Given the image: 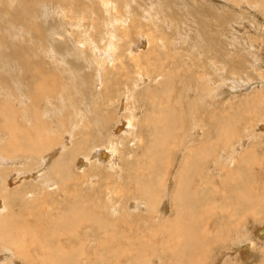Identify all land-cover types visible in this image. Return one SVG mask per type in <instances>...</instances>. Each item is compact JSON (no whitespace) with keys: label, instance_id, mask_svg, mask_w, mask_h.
<instances>
[{"label":"rangeland","instance_id":"1","mask_svg":"<svg viewBox=\"0 0 264 264\" xmlns=\"http://www.w3.org/2000/svg\"><path fill=\"white\" fill-rule=\"evenodd\" d=\"M111 1L112 5L110 4L109 9L106 10L102 0H0V38L2 39L0 41V45L3 41L12 40L13 42L15 41V45H11V50L13 49V46H17L24 53L28 52L30 54L28 56V58H30V61L27 65L23 63V66L14 68L17 65V60L14 59L15 56H13L12 58V55H10L9 52L2 53L1 51H3V48L2 46H0V78L1 80H3V78L8 77V82H5L3 86L0 84V102L4 101L5 98H8L5 104L8 103L11 105L10 116L16 127V132L14 133L16 137L21 136L20 133H17V131H24L26 129L25 125L30 124V122L28 123L26 120H24V118L29 115L30 112L37 119L40 118L41 122H39V124L45 125V133L49 134V137L53 135L57 140V143L53 142V146L44 153L42 158H39L40 153H38V151L31 152L33 153L35 158L31 159L32 165H29L28 168L27 164L28 161H30V157L26 158L22 156L21 164L16 163L14 164L15 167H13L9 163L6 164L7 168L4 171H0V211H2L1 209H4V206L8 210L22 211V206H25L24 203L29 204L31 202V199H34V201L37 200L38 202V197H41V202L39 201V203L41 204L44 194L40 190H48L47 188H42L41 186L43 184L45 187L47 183H50V188H52L50 189V191L53 190L54 192L48 193V195H53V198H51V200L58 199V202H61L60 200L64 199L67 193L62 192L61 194H59V179H57L56 176L52 175L51 166H54V162L58 159L64 161L68 158V156L63 155L60 152L57 153V148L60 149L61 145L63 146V144H67L66 139L68 136H70L69 139H73L74 141L79 139L80 135H76L75 133L77 131H82V129H85V127L83 125L81 127V125L79 124H67L65 125L66 128L65 126L59 127L58 122L61 121L62 117H66L68 113L70 115H73L75 112L72 111L75 107H78V109L85 112L88 108L87 104H84L86 101H88L91 106V100L93 99L101 100V102H105L106 104L108 101V105H110V108H108L106 104H103L102 106L100 105L99 107H97V110L92 112V114L89 112L90 114H88V116L91 117V115H96L102 117L101 115H105L109 117V121H103V126L99 127L101 130L99 131L103 135H105L107 139L111 138V140L115 144L114 146L118 147V151L116 152V159L119 165L117 166L118 169H115L116 172L112 171V168L107 165L106 162L100 164L98 163L99 165H96L97 161H93L94 157H92V159L90 157L91 161H93V164L90 167L92 171L89 167L88 169H86V173L91 174L89 178L85 177L87 184H82V175L80 174V172H78L76 180L74 181V178L72 179L77 187L72 188L70 189V191H68L82 197L81 199L84 204L83 208L93 211L95 217L101 225V230H96L95 234L98 235V237H101L102 232H105V230L109 229V227L103 225V222H107L112 229L114 227H118V231H116L118 233L128 231L131 236L134 237L138 235L139 232H145V236L141 239V241L146 243L145 245L148 246V249L141 248L140 250L138 249L141 247L140 245H135V247L133 245L132 247L136 248V250L131 248L130 256L132 255L131 258L133 257L135 259L136 257V259L134 260L132 258L134 261L127 264H140L139 262L144 259L145 254H149L148 257L153 260V264H161V261H165L167 263V258L165 257L168 250L166 251V249L163 248V245L167 243L168 247H170V241L161 239V230L159 231L160 234L156 236L157 238L155 237V235L158 232L157 230H159L158 227L163 228L166 225L165 223L167 222L165 218L168 216L172 218L174 216V208L170 202V195L172 194V190L175 189V185L171 186V192L167 190L170 193L165 190L168 186V183L173 182L175 184V182L172 181V171L174 170L173 167L177 166L175 169L177 173L179 166L183 163L181 162L183 157L180 158L178 156L179 150L181 149V140L183 141L182 144L184 145L190 144L192 142L196 143L195 145H197V143L201 144L202 142H208L209 145L207 146H210L211 144H213L214 148H217L219 146L218 153L219 157L222 160L220 158L216 159V157L213 158V156L210 157L209 163L203 166V168L205 169L206 167V169L204 170L203 177L201 176L200 178H204V181L205 179L210 178L209 186L213 185L214 187H211V199L202 205L203 211L201 212L200 223L202 224V226H205L207 222H209V224H212L211 230H209L210 228L208 229L212 233L217 231L218 229H224V226H227L228 230L226 231V235L230 240L232 239V241H229V239L227 241L221 240L220 242L222 243L220 244L223 245H215L216 249L214 248L213 252H211L212 254H216H213L214 256L211 255L210 257L207 252L205 259H212H210L208 264H211V262L212 264H214V262L216 263L217 261H223L222 264H261L263 260L262 258H264V237H261V241L258 240L256 245H254L253 243L252 246H249L251 254L248 258H245L244 261H242V256H244L242 254L244 253L245 244H248L249 235L247 238H245L246 240L244 241V238L241 240H237L236 237H238L239 234L240 237L246 235L245 228L248 220L249 222L247 223V225H249L251 228L253 227V229H258L259 227L264 226V207L263 213L258 214L257 216L252 215L251 213H247L246 221V219H243L241 216L239 217L240 214H238L235 210V207L232 206L235 205V203L233 204L232 201L236 198V196L241 197L243 195V188L247 182L252 183L250 185L252 190L251 192H253L254 194L257 193L256 197L258 196L264 198V111L259 112V109L256 112V109H254L253 107L251 108L249 105L244 106L247 102L246 100L251 98V96L254 98L255 96L264 94V65H260L261 61H256L257 59L262 58V55L260 53L264 51V43H261L262 49L260 47L262 52L258 51L257 46V44H260V42L263 40L262 38L264 37L262 34L264 33V30H262L264 28V18L262 19V17H264V0H242L240 1L241 3L237 2L235 5L232 3L234 0H211L212 2L209 0ZM222 1L226 3L230 1L228 2V4L233 5V7L236 9L233 10L230 6H227V8H223L224 3H222ZM247 1L249 2L248 4ZM217 2H219L220 5ZM27 8H31L30 11L32 13L30 14V17H27L25 15V11ZM80 13L83 14V17H79ZM243 14L244 16L250 15L249 17H253V21L251 23H248V20L246 19L242 22V19L240 18L243 17ZM230 16L233 17V19L230 22L226 21L224 26L222 27L221 20L224 17ZM109 20H113V23L119 30L127 33L126 36L124 35L121 39L116 37V40H119L118 46L120 47V49L118 48L117 51H121L123 54V67L127 66L130 68L129 72L127 73L125 68H121V61L119 59L114 58L115 67H111L110 64H106V62L104 63V61L106 60L105 57L110 56V54L108 55L104 53V48L107 47V39L109 38L107 29L109 30V28H111V25L108 24ZM153 23L157 25H152ZM157 26L161 28V30L156 28L155 32L152 35H149V33H151L152 31L147 29L149 27ZM220 28L222 29V31ZM3 29H5L6 32H1ZM162 32L166 34L165 40H163L164 37L158 39ZM116 33L120 36L119 32ZM11 35L13 36L9 38ZM149 36L151 37L152 41L158 40L156 44H153V49L157 51L158 54H156L158 57L161 56V58H163L164 62L162 64L163 68L161 70L162 76L158 77V79L150 78L151 73H148V63L146 61V58L151 55L150 53H148L151 47V45L147 43V39H149ZM154 36H156V38H154ZM144 39L146 44L145 48H143L144 45H142L141 47V44L144 43ZM163 41L168 42L169 45H162ZM211 42L215 44L216 50L218 51L220 49L221 52H217L213 56V58L212 56L209 57V54H205L207 57H209L208 59H210V61L212 60L211 62L209 61V63H206L204 62V59H199L203 58V56L200 57L199 53H197V50L198 52H207L208 47L211 45ZM204 43L207 44L205 45ZM242 44L243 46H241ZM60 45L63 47L62 51L58 50ZM95 47L99 50L97 54L102 55V57L96 56L94 50ZM134 47L139 48V60L141 62L145 61V71L147 70V74H144L143 80L135 79L137 76V73L134 71L135 60L129 56V51ZM180 47H183L184 49L179 50ZM28 48H32V50L27 51ZM162 48H164L166 52L162 50ZM221 53L224 54L221 55L222 57L219 55ZM181 54L186 55V60L184 58H180ZM236 54L239 56H237ZM173 56L174 58H176V61L174 60ZM232 56L234 58H232ZM191 57L196 58V60L199 59L198 62L203 61V65L204 67H206L205 70L202 69V67H198L197 65L196 67L195 65H191V67H195L191 68L189 67V65L184 64L185 61L188 62ZM98 58L100 61H98ZM178 61L181 62L179 63ZM26 67L35 69L34 71H32L35 77L33 84H31L30 81L31 77H28L29 73ZM116 67H119L121 69H115ZM106 68L108 70H105L104 72L103 70ZM199 68L202 70H200ZM110 69H112V73H117L115 79L112 78V76L115 75L110 72ZM188 69L191 71H189ZM15 72L16 76L12 75ZM258 72L260 73V78ZM206 73H208V75H206ZM153 75H155V73ZM165 76L168 77L167 79H170V76L173 77L172 90L174 89V92H171L168 101L170 102V104L177 107L176 109L179 110L181 118H183V125L181 131L179 130L178 133V137L181 140L179 141L178 139H176L175 143H177V145L172 148L171 153L172 167L168 168L170 174L172 173L170 175L171 179H169L168 182H164L162 185V195L165 193V197H169L167 198L166 205L170 212L167 211L166 213H163L161 207L159 208V205L157 206V209H155L147 203L142 205V207H145V212L142 214L144 210L142 211V209H138V206H133L132 208V202L136 203V200L143 199L136 191H134L132 184H129L126 181L128 179V175H126V167L128 166L130 161L136 160V154L140 156L142 153L141 145L143 143L140 142V138H143L145 140L148 138V130L143 121L145 119L146 122V117L149 113H151L152 109L150 108V106L146 105V103H148L149 101L148 95L146 93L152 87L158 85V82L163 80ZM249 79H254L256 82L247 89V92H245V85L247 84ZM107 80H110L111 82H107ZM134 80L139 81L136 83H139L140 86H137L136 89L130 91L129 88H132L133 85L136 84L135 83L132 85V82ZM102 81L103 84L101 83ZM205 82L206 84H212H209V90L202 88L201 85L203 83L205 84ZM105 84L106 87L103 86ZM145 84H149V88H146ZM219 87L221 90L219 89ZM105 89H107L106 94ZM223 89H226L228 93H224V95L221 94V91ZM144 90L145 93H143ZM217 92L220 94H217ZM235 92H237V94H235ZM32 93L44 94L42 100V103L44 105L41 107V103V105L36 109L37 111H33L34 107L30 106V103L32 102L31 99L33 98ZM145 94L147 95V97H145ZM41 96L42 95L38 96V100L36 101L35 105L39 103ZM122 99H124V104L121 103ZM165 99H167L166 96L164 97V100ZM57 104H60V107H57L60 111L59 113H57L56 110H52L54 109L53 106L56 107ZM123 106L125 107V109ZM230 106L232 108H230ZM15 108L16 110H18V112L15 110ZM131 109L138 110V112L134 114L133 120L131 122L132 127L128 130V132L117 131L119 132H116L118 134L117 136H114L115 134L112 135L113 132L116 131V128L118 126H121L124 122L127 121V119L130 118ZM243 109H246V111L244 110L243 112ZM248 109L254 110L249 111ZM35 112L37 113V115ZM177 115L179 116V114ZM202 115L204 117H202ZM31 119L32 123L38 125V123H35L33 121L34 118L31 117ZM72 119L74 122L77 121L76 117L72 116ZM8 121L9 120H6L4 117L0 118V150L5 153H7L10 149V146L7 143L9 141V130L1 128H3L2 124H6ZM142 123L145 125V127L144 125H142ZM108 125L110 126V132L108 131V129H102L107 128ZM125 126L126 123L124 124V127ZM231 126L234 128V130L236 129V131L232 129L233 133L231 130ZM67 127H72V129ZM224 127L229 130L230 133L228 134H232L230 135L232 141L230 140L231 142L229 141V143L224 145L222 144L223 140H221L217 146L218 139L216 138V136H218L221 129L222 131L224 130ZM96 128H98V124L96 125ZM183 128L184 131H182ZM195 128L202 129L203 133L205 134H203L200 138H197V140H192L191 142L190 132ZM47 131H49V133ZM233 134H236L239 139L236 135L233 136ZM208 135L210 137H207ZM33 137L36 136L32 135L30 138L32 139ZM234 138L235 140H233ZM187 139L188 143L186 142ZM244 141H247L246 145ZM242 144L244 145L242 146ZM93 145L94 144L89 145V148H91ZM226 145H229V147H227ZM101 146L105 145L101 144ZM250 149H252L253 151L256 150L255 152H257L258 154H256L257 162L255 160H252V168H250L249 170L248 165L245 166L240 157H242V155L244 156V153L248 152ZM240 150H242L243 154H241ZM63 151L66 152V149L63 148ZM222 153H226V155H222ZM26 154L30 153L23 152V155ZM81 156H84V153L78 155L77 159ZM49 157H51V160L49 161L48 166L44 168L42 164L45 163L49 159ZM137 160L140 161L141 159L137 157ZM178 160L179 162H177ZM10 161L11 159L8 160V162ZM175 162H177L178 164ZM236 163H239L238 169ZM242 163L243 166L240 167ZM93 165L95 168L93 167ZM218 165L219 167L220 165H222V169H218ZM244 166L246 167L245 170L242 168ZM96 168L100 169V171H97ZM231 168H233V170ZM214 169H216L215 172ZM235 171H237V173ZM243 171H247L248 175H250L252 171L254 173H252V175L250 176H244V173L246 174V172ZM228 173L230 174V178L228 177ZM114 178L115 182H112ZM231 178L233 180H231ZM197 179L198 183H203L201 179ZM228 179L230 181L227 182ZM237 179L239 180V182H237ZM211 182L218 183L213 184ZM255 182L256 184L259 182V184H257L259 186H256ZM105 183H110L109 186H107L108 190L116 187L114 190L116 191V194L118 190L121 191L119 194L122 195H125L126 193L130 195L129 191L131 189L133 192L128 199L125 196L121 199H118L115 196H110L111 194L109 193L105 194V192L108 191L102 187V185H105ZM234 183L242 185H238L240 186L239 188L237 184L235 186ZM25 184H28V186ZM253 185H255L256 188H254ZM229 186L233 190L232 191L230 190V188H228L230 190V193L228 192L229 190L226 189V187ZM217 188L218 190L214 191ZM198 189L199 191L201 190L200 188ZM99 190H103V196L96 198V201L92 203L93 198L96 196L95 192H98ZM219 190L222 191H220V194H218ZM224 192L232 195L231 200H228L229 202L226 200V195ZM55 193L58 196H56ZM216 194H218L219 197ZM36 195L37 198L33 197ZM220 196L223 197V200ZM212 199L215 201H212L211 203ZM216 199H218V201ZM48 200L51 201L49 198ZM225 200L227 201V203ZM144 201L146 202V200ZM222 202L226 209L221 207ZM112 203H114V205L119 210V215H113L112 217H109L108 212H111L110 207ZM229 204L232 205L230 206ZM244 204L245 206H248L246 205V199L244 201ZM32 206L35 207V205ZM118 206L120 208L122 207L123 209H120ZM55 207H60V205H56L52 202L49 211L55 213ZM207 207H210V213ZM220 207L222 209H220ZM128 208H130L129 210L134 211L133 214H135L130 219L125 218L122 213L123 210L125 211ZM154 210H156L157 212ZM223 210L225 211L221 212ZM229 211L232 219H230ZM219 212L222 214H220ZM125 213L132 215V213L128 212V210ZM225 213H228L226 217H224L225 215H223ZM236 215L238 217H236ZM208 216L212 217L208 218ZM226 218L228 219V222H226ZM235 218H239L238 220H240L242 224H238V220ZM25 219L27 220L29 218H24V220ZM125 222H127L126 226L124 224ZM243 222L245 224H243ZM220 223H222L224 226L222 224L220 225ZM237 224L240 225V227ZM44 228L45 227L41 226L40 230ZM82 228V226L79 228L80 231H85V229ZM155 228L158 229L156 230ZM154 230H156V232H154ZM232 233L238 234L237 236H234ZM37 237H40L41 239V236ZM33 245H35V249ZM33 245L31 246L32 248H30L32 251L36 250L38 244L37 246L36 243H34ZM96 247L97 246L95 245L92 249L94 250ZM161 249L163 251H166L165 253L163 252V254H165V257H162L161 251V253L159 252V250ZM219 250L222 253L221 255L218 253ZM217 258L218 260H216ZM105 261L108 263H112V261H114L112 260V255H105L102 262L106 264ZM33 262L30 261V264H42V260L40 259V257L33 260ZM120 262L122 264H125L123 256L120 257ZM81 264L95 263L93 261L84 259Z\"/></svg>","mask_w":264,"mask_h":264},{"label":"bare ground","instance_id":"2","mask_svg":"<svg viewBox=\"0 0 264 264\" xmlns=\"http://www.w3.org/2000/svg\"><path fill=\"white\" fill-rule=\"evenodd\" d=\"M31 1H36V0H31ZM102 1H103V5H104L105 9L108 10L110 4L112 5V1L111 0H102ZM209 1H211V0H209ZM230 1H228V2H230ZM240 1H242V0H234L232 3L235 5L237 2H240ZM228 2L226 3V2L222 1V3H224L223 4L224 7L223 6L222 7L227 8V6H230V7H232L231 9L235 10L236 8H234L233 5H231V4L229 5ZM217 3L219 4V2H217ZM248 3L249 2L247 1V4ZM30 4H32V3H30ZM129 4H131V3H129ZM263 8H264V6H263ZM30 9L31 8H27L25 11V15L27 17H30V14L32 13L30 11ZM258 9H256V10H258ZM244 11H245V9H244ZM18 14H19V12H18ZM119 16H120V12H119ZM247 16L246 15L244 16V14H243V17H241L240 19H242V22L247 19L248 23H251L253 21V17H249V16L247 17ZM79 17H83V14L80 13ZM263 18L264 17H262V19ZM232 19H233V17H231V16L230 17H224L221 20V26L223 27L226 21L230 22ZM214 21H215V19H214ZM108 24L111 25V28H109V30L107 29V32L109 33V38L107 39L108 45H107V47L104 48L105 50L104 49L103 50H104L105 54H108V55L110 54V56L105 57L106 60L104 59L105 60L104 63L106 62V64H110L111 67H115L114 58L119 59L121 61V68H125L126 73H127V72H129L130 68L127 66L123 67V64H124L122 62L123 54L121 51H117V49L118 48L120 49V47L118 46L119 40H116V37L121 39L124 35L126 36L127 33L119 30L117 28V26H115V24L113 23V20H109ZM263 24H264V21H263ZM152 25H157V24L153 23ZM156 28L161 30V28H159L158 26L157 27H149L147 30L152 31L151 33H149V35H152L155 32ZM262 30H264V28ZM221 31H222V29H221ZM1 32H6V30L3 29ZM116 32H119L120 36ZM262 34L264 36V33H262ZM13 35H11L9 38H11ZM221 35H223V34H221ZM162 37H164L163 40H165L166 34L163 32L158 37V39H160ZM154 38H156V36H154ZM262 39L263 40L260 42V44H257L258 51H260V52H262L261 43H264L263 42L264 37ZM1 40L2 39L0 38V41ZM16 40H18V39H16ZM157 41H155V40L152 41L150 36H149V39H147V43H149V45H151L149 52H148L151 55L148 58H146V61L148 63L147 68H148V73H151L150 78H155V79H158V77L162 76L161 70L163 68L162 64L164 63L163 58H161V56L158 57L157 51H155L153 49V44H156ZM14 42L12 40L11 41L10 40L3 41L2 44L0 45L3 48V51H1V52L2 53L9 52L10 55H12V58H13V56H15L14 59L17 60V65L14 68H17L19 66H23V63H25L27 65L28 62L30 61V58H28V56L30 54L28 52L24 53L17 46H15V47L13 46V49L11 50L10 47L13 44L15 45ZM204 44L206 45L207 43H204ZM142 45H144L143 48L146 47L145 46L146 45L145 39H144V43L141 44V47H142ZM162 45L167 46V45H169V43L163 41ZM241 46H243V44ZM219 47H220V45H219ZM260 47H261V49H260ZM164 48H162V50H164L166 52V50ZM183 49H184L183 47H180L179 50H183ZM238 49H240V48H238ZM28 50H32V48H28L27 51ZM58 50L62 51L63 47L60 45ZM94 50H95L97 57L98 56L102 57V55L97 54L99 52V50L96 49V47ZM168 50H169V48H168ZM219 51H220V49L217 51L215 48V44L213 42H211V45L208 47L207 52L206 51H203V52L199 51L198 52V50H197V53H199L200 57L203 56V58H199V59H201V60L204 59L205 60L204 62L209 63L210 59H208V58L211 56L213 58V56ZM181 52H183V51H181ZM200 53L203 55H201ZM236 53H237V51H236ZM205 54H209V57H207ZM260 54L262 55V58H259L256 61L257 62L261 61L260 65H264V64H262V63H264V56H263L264 51ZM219 55L221 56L224 54L221 53ZM129 56L135 60L134 71L137 73V76L135 79L136 80H143V76L147 70L145 71V67H146L145 61L141 62L139 60L140 59L139 48H137V47L132 48V50L129 51ZM187 56H189V55H187ZM237 56H239V55H237ZM173 58H174V56H173ZM180 58H184L186 60V55L181 54ZM232 58H234V57L232 56ZM175 59L176 58H174V60ZM199 59L196 60V58L191 57L189 59V61L188 62L185 61L184 64L189 65V67H191V65H195V67H196V65H197L198 67H202V69L205 70L206 67H204V65H203L204 62L203 61L198 62ZM223 59H225V58H223ZM98 61H100L99 58H98ZM173 61H171V62H173ZM244 61H246V60H244ZM178 62L180 63L181 61H178ZM250 62H252V61H250ZM236 64H237V61H236ZM242 66H244V65H242ZM251 66H252V64H251ZM193 67H191V68H193ZM261 67H263V66H261ZM26 68H27L28 73H29L28 77L29 78L31 77L30 78L31 84H33L35 77H34L32 71H34L35 69L29 68V67H26ZM121 68L116 67L115 69L119 70ZM258 68H260V67H258ZM101 69H100V71H101ZM202 69H200V70H202ZM246 69H248V68H246ZM105 70L107 71L108 69L106 68L103 71L105 72ZM240 70H243V69H240ZM189 71H191V70H189ZM110 72L112 73V69H110ZM263 72H264V70H263ZM154 73H155V75H153ZM112 74L115 75V76H112V78L115 79L117 73H115V74L112 73ZM258 74H259V78H260V73L258 72ZM12 75L16 76V72L13 73ZM206 75H208V73H206ZM88 78H90V77H88ZM167 78L168 77L165 76L164 77L165 80L163 79V80L159 81L158 85L152 87L146 93L148 95V99H149V101H148V103H146V105L150 106V108L152 109L151 113H149L146 117V122H145V119L143 121V123L146 125V128L148 130L147 131L148 138L146 140L143 138H140V142L143 143L141 145V148H142L141 149L142 150L141 155L138 156L136 154V156H135L136 160L130 161L128 166L126 165L127 166L126 167V175H128V179L126 181L129 184H132L134 191H136L142 197L143 200H136V203L132 202L131 205H132V208H133V206H138L139 207L138 209H142V211L144 210L142 212V214L145 212V207L144 206L142 207V205L147 204V203H148V205L152 206V208H155V209H157V206L159 205V208L161 207V210L163 211V213H166L167 211L170 212L169 209L167 208V205H166L167 198H169V197L167 196V198H166L165 193L162 195V185L164 182H168L169 179H171L170 175L173 173L172 174L173 175L172 181H174L175 184L173 182L168 183V186H167L165 191L169 190L171 192V190H170L171 186L175 185V189L172 190V194L170 195V198H171L170 202L174 208V212H173L174 216L172 218L169 216L166 217L165 218V220L167 222V223H165L166 225L163 228L158 227L159 230H157L158 228L157 229L155 228L158 232L156 233V235L154 234L156 237L158 234H160L159 231L161 230V235H162L161 239L165 240V241H170V247H168L167 243H165V244L163 243L164 244L163 248H165L166 251L168 250V252L163 251L162 249L159 250V252L160 251L162 252V253L160 252L162 254V257L165 255V254H163V252L164 253L166 252V257L165 256L164 257L167 258V263L165 261L164 262L161 261V264H208V262L210 261L211 258L208 260L205 259L207 252H208L210 257H211V255L214 256L213 254H216V253L212 254L211 252H213L215 245H219L220 243H222V242H220L221 240L227 241L229 239L226 235V233H227L226 231L228 230V227L227 226L225 227L222 224L223 223L222 222V223H220V225L222 224L224 226V229H218L217 231L212 233L211 231H209V230H211L212 224H209V222H207V224H205V226H202V224L200 223V216H201V212L203 211L202 205L211 199V196H212L211 195V190H212L211 187L213 186L212 184H210L212 186H209V179L210 178L205 179V181H204L203 180L204 178L201 179L200 177L201 176L203 177L204 170L206 169V167L204 169L203 166H205V164L209 163L210 157L214 156L213 158H215V157H216V159L220 158L219 153H218L219 152L218 151L219 142L221 140H223L222 144H224V145L229 143L230 140L232 141L231 136H230L232 134H228L230 132L225 127H224L223 131L221 129L220 133L218 134V136H220V137L216 136V138L218 139L217 140L218 141L217 142V146H218L217 148H214L213 144H211L210 146H207V145H209L208 142H202L201 144L197 143V145H195L196 143L192 142V140H197V138H200L203 134H205V133H203L202 129L195 128V129H192L190 132V139H191L192 143H190V144L185 143L186 145L182 144L183 141L178 137V133H179V130L181 131V128H182L183 118H181V114H180L179 110L176 109L177 107L170 104V102L168 101L169 97L171 95V92L174 89L172 90V86H173L172 85V82H173L172 78L173 77L170 76L169 77L170 79H167ZM206 78H207V76H206ZM7 79H8V77L3 78V80H1V78H0V81H1L0 84L3 86L5 82H8ZM136 80H134L132 82V85L135 84L136 82H139ZM107 82H111V81L107 80ZM107 82H106V84H107ZM255 82L256 81L254 79H249V81L245 85V89H246L245 92H247V89L250 86H252V84ZM101 83L103 84V81ZM106 84L103 86L106 87ZM209 84L210 83L206 84V82H205V84L203 83L201 86H202V88L209 90L210 89ZM145 85H146V88H149V86H150L149 84H145ZM210 85H212V84H210ZM137 86H140L139 83H136L135 85H133L132 88H129L130 91H133L134 89H136ZM2 89H3V87H2ZM219 89H220V87H219ZM106 91H107V89H105V94H106ZM143 93H145V90ZM224 93H228V91L226 89L225 90L223 89L221 91V94L224 95ZM146 94H145V97H147ZM204 94H205V92H204ZM217 94H220V93L217 92ZM235 94H237V92H235ZM243 94H244V92H243ZM40 95H42L40 97V101L37 105H35L36 101L38 100V96H40ZM127 95H128V93H127ZM43 96H44V94L32 93L33 98L31 99L32 102L30 103V106L34 107L33 111H37L36 109L41 105L42 100H43ZM165 96L167 97V99H165L166 101L164 100ZM108 98H110V97H108ZM7 100H8V98H5L4 101L0 102V106H1L0 118L4 117L6 120H9L6 124L5 123L2 124L3 128H1V129H8L9 130V136H8L9 141L7 143L10 146V149L7 153L0 150L1 151V153H0V171H4L7 168L6 164L10 163L11 166H13V167H15L14 164H16V163L21 164V159H22L21 157L22 156L26 157V158L30 157V161H28V164H27V168H28L29 165H32L31 159L35 158V156L31 152L38 151V153H40L39 158H42L44 153L49 148H51L53 146L52 143L53 142L57 143V140L55 139V137L53 135H51V137H49L48 136L49 134L45 133V130H46V129L44 130L45 125L39 124V122H41L40 118L37 119L30 112H29V115H27L28 117L26 116L24 118V120H26L28 123L30 122V124L25 125L26 129L24 131H17V133H20L21 136L16 137L14 135V133L16 132V127H15L13 120L10 116L11 105L8 103L5 104V102ZM91 101H92L91 103H92L93 107L90 105V103H88V101H86L84 104H87L88 108L86 109L85 112L78 109V107H75L72 111V112H75L73 115H70L68 113L66 117H62L61 121L58 122L59 127H64L67 124H70V125L79 124V125H81V127H82V125L85 127V129L83 128L82 131H77L75 133L76 135H80L79 139L74 141L73 139H69L70 136H68L66 139L67 144H63V146L61 145L60 149L57 148V150H56L57 153L60 152L63 155L68 156V158L64 161L58 159L54 162V164H53L54 166H51L52 175L56 176V178L59 179V181H58L59 182V184H58L59 185V192H60L59 194H61L62 192L67 193V195H65L64 199L60 200L61 202H58V199L51 200V198H53V195H48V193L53 192V190L50 191V189H52V188H50V185H49L50 183H47L45 185V187L43 184L41 186L42 188L48 189V190H43L41 188L42 190H40L44 194V196L42 197V203L41 204L39 203L41 197H38V200H39L38 202H37V200L34 201V199H31V202L29 204L24 203L25 206H22L23 207L22 211L8 210L5 206H4V209H1L2 211H0V264H30V261L33 262V260L38 259V257H40V259L42 260V264H81V262L84 259H86L88 261H93L95 264H104L102 262V260L104 259L105 255H109V254L112 255V260H114V261H112V263H108L105 261L106 264H122L120 262V257H122V256L124 257V261H125L124 263L127 264L129 262H133L136 259V257H135V259L132 257L134 259L133 260L131 258L132 255L130 256L131 248L136 250V248H134L135 245H140L141 246L140 248H138L136 246L140 250H141V248L142 249H145V248L148 249V246L145 245L146 243L141 241V239L144 238V236H145V232H141V233L139 232L138 235H136L135 237L131 236V234L128 231H125L123 233H118V232H116V231H118V227H114L112 229L111 226H109V224L107 222H103V225L106 227H109V229L105 230V232H102L101 237H98V235H96L95 232H96V230H101V225L98 222L97 218L95 217L93 211L83 208L84 204H83L82 199H81L82 197L75 195L72 192H68V191H70V189L77 187V185L75 184V182H73L72 179L74 178V181L76 180L78 172H80V174L82 175V184L83 185L87 184L85 177L89 178L91 176V174H87L86 169H88V167L89 168L91 167V165L93 164V161H95V160L97 161L96 165H99L100 163L106 162V164L112 168V171H115V169H118L117 166H119L118 161L116 159L117 158L116 152L118 151V147L114 146L115 144L113 143L111 138L107 139L105 137V135H103L100 132L101 130L99 128L100 126H103V121H105V122L109 121V117L105 116V115L104 116L101 115L102 117H99L96 115L95 116L91 115V117L88 116V114H90V113L92 114L93 111L97 110V107H99L100 105L102 106L103 104H106V103L101 102V100H98V99H93ZM123 101H124V99L121 100L122 104H124ZM246 101H247L246 103L244 102L245 103L244 106L249 105L251 108L253 107L254 109H256V112L259 109H260L259 112L264 111V94H260L259 96H255L254 98L251 96V98L247 99ZM81 103H83V102H81ZM43 105L44 104L42 103L41 107ZM106 106L108 108H110V105H108V101H107ZM57 107H60V104H57L56 107L53 106L54 109H52V110H56L57 113H59L60 111ZM230 108H232V107L230 106ZM124 109H125V107H124ZM246 109H243L242 111L244 112V110L246 111ZM15 110H16V108H15ZM251 110H249V111H251ZM16 111L18 112V110H16ZM130 112H131L130 118L127 119V121L124 122L121 126H118L116 128V131L113 132L112 135L115 134L114 136H117L118 135L117 133H119L117 131L128 132V130L132 127L131 122L133 120L134 114L137 113L138 110L137 109H131ZM177 114H179V116ZM36 115H37V113H36ZM253 115H254V113H253ZM30 116L32 118H34L33 121L35 123H38V125L32 123V119ZM72 116L76 117V119H77L76 122L73 121ZM202 117H204V116L202 115ZM136 122H138V121H136ZM125 123H126V126L124 127ZM143 123H142V125H144ZM229 123H230V121H229ZM97 124H98V128H96ZM145 125H144V127H145ZM109 127L110 126L108 125L107 128H102V129H108V131H109V129H110ZM65 128H66V126H65ZM67 128L72 129V127H67ZM87 128H89V129H87ZM235 128H237V127H235ZM232 129L234 130L233 127L231 128V130ZM227 130H228V132H227ZM233 130H232V133H233ZM49 131H47V132L49 133ZM182 131H184V128L182 129ZM234 131H236V129ZM187 133H189V132H187ZM237 133H238V131H237ZM124 134H126V133H124ZM181 134H183V133H181ZM32 135H35L36 137H33L31 139L30 137ZM234 135H236V134H233V136ZM226 136H228V137H226ZM207 137H210V136L208 135ZM186 138H188V137H186ZM235 138L233 140H235ZM237 138H238V136H237ZM176 139H178L179 141L181 140V149L180 150L177 149V150H179L178 156L180 158L183 157V159L181 161L183 163L179 166L177 173L175 171L177 166H174L173 167L174 170L170 174L168 168L172 167L171 166V153H172V148L177 145V143H175ZM186 142L188 143V139ZM239 142H240V140H239ZM246 142H245V145H246ZM91 144H94V145L91 148H89V145H91ZM101 144H104L105 146H101ZM243 145L244 144H242V146ZM226 146L229 147V145H226ZM63 148L66 149V152L63 151ZM224 148H225V146H224ZM52 149H50V150H52ZM250 150H252V149H250ZM250 150L248 152L244 153V156L242 155V157H240V159H242L241 161L245 164V166L248 165L249 170H250V168H252V166H251L252 160H255L257 162L256 154H258L257 152H255L256 150L255 151H253V150L250 151ZM240 151H241V154H243L242 150H240ZM23 152L24 153L28 152L30 154L23 155ZM81 153H84V156H81L77 159V156L80 155ZM122 154H123V151H122ZM222 155H226V153L225 154L222 153ZM90 157H91V159H92V157H94V160L91 161ZM137 157L140 158L141 160L140 161L137 160ZM228 157H229V155H228ZM36 158H37V156H36ZM176 158H178V157H176ZM9 159H11L10 162H8ZM238 159H239V157H238ZM50 160H51V157H49V159L45 163H43L42 166L44 168L46 166H48ZM102 160H104V161H102ZM177 162H179V160ZM177 162H175V163H177ZM243 163H242V165H240V167L243 166ZM221 166L222 165H220V167H219V165H218V169H220ZM236 166L238 169L239 163H236ZM245 166L242 167L244 170L246 169ZM249 166H251V167H249ZM93 167H94V165H93ZM30 168H31V166H30ZM11 169H13V168H11ZM231 169L233 170V168H231ZM215 170L216 169H214V172H215ZM30 171H31V169H30ZM91 171H92V169H91ZM97 171H100V169H97ZM235 172L237 173V171H235ZM243 172H246V174L244 173V176H250V175H252V173H254L252 171V173L250 174V172H249L250 175H248L247 171H243ZM27 173H29V172H27ZM121 174H123V173H121ZM175 174H176V177H175ZM255 174H256V172H255ZM13 176H14V174H13ZM242 176H243V174H242ZM93 177H95V176H93ZM228 177L230 178V174ZM255 177H256V175H255ZM22 178H24V177H22ZM197 178H199V180L201 179L203 181V183H198ZM226 179H227V176H226ZM212 180H210V181H212ZM231 180H233V179L231 178ZM228 181H230V180L228 179L227 182ZM253 181H255V180H253ZM112 182H115V178ZM237 182H239V180ZM256 182H255V184H256ZM211 183L215 184L218 182H211ZM109 184L110 183H105V185H102V187L105 190H108L107 186H109ZM234 184H235V186H236V184H237V186L242 185V184H238V183H234ZM234 184H232V185H234ZM251 184H252L251 182L250 183L247 182L245 185L243 184L244 185V188H243L244 193L241 197H244V198L236 196V198L234 199L235 202H234V200L232 201L233 204L235 203V205L231 204L232 206L235 207L236 212L238 214H240L239 217L241 216L243 219H246L247 213H251L252 215H256V216L258 214L263 213L264 198H261L258 196H257L258 197L257 198L256 197L257 193L254 194L253 192H251L252 191L251 186H250ZM257 184H259V182ZM257 184H256V186H259ZM25 185L28 186V184H25ZM216 186H218V185H216ZM221 186H223V185H221ZM230 186L226 187V189L230 188V190H232ZM253 186H254V188H256L255 185H253ZM238 187L240 188V186H238ZM115 188L108 190L107 192H105V194L109 193V194H111L110 196H115L118 199H121L125 196L128 199L130 197L131 193L133 192L131 189L129 191L130 195H128L127 193L125 195H122V194H119L121 191L118 190L117 194H116V191H114ZM195 188H197V189H195ZM198 188H200L201 190L199 191ZM263 188H264V186H263ZM103 190H99L98 192L97 191L95 192L96 196L93 198L92 203H94L96 201V198L103 196V194H102ZM217 190H218V188L214 191H217ZM230 190L228 191L229 193H230ZM169 191H167V192H169ZM220 191L221 190H219L218 194H220ZM42 193H41V195H42ZM169 193H167V194H169ZM224 193L226 195V196L224 195L226 200L227 201L231 200L232 195L229 193H226V192H224ZM252 193H253V195H252ZM259 193H260V191H259ZM218 194H216V195H218ZM41 195H39V196H41ZM55 195L58 196L56 193H55ZM33 197L37 198V195L33 196ZM218 197H219V195H218ZM220 197H221V199L223 198L222 196H220ZM48 198L53 203H55L56 205H60V207L54 208L56 211L55 213H52L49 211L50 205L52 202L49 201ZM245 199L247 200L246 205H248V206H245V204H244ZM77 200H80V201H77ZM144 200H146V202ZM216 200L218 201V199H216ZM212 201L214 202L215 200L212 199L211 203H212ZM227 201H226V203H227ZM220 203H219V205H220ZM32 205H35V207ZM124 206H127V205H124ZM221 207L226 209V207H224L223 202H222ZM221 207H220V209H222ZM233 208H232V211H233ZM129 209L130 208H128L127 210H128V212H131L132 215L125 213V212H127V210H125V211L123 210V212H122L123 216L127 219H130L133 215H135V214H133L134 211H131ZM208 209H209V213H210V207ZM110 210H111V212L110 211L108 212L109 217H112L113 215H119V210L114 205V203L111 204ZM136 211H138V210H136ZM154 211H156V210H154ZM215 211H217V210H215ZM224 211L225 210H223L221 212H224ZM149 212H150V210H149ZM226 212H228V211H226ZM220 214H222V213H220ZM227 214L226 213L223 214V215H225L224 217H226ZM229 214H230V211H229ZM138 216H140V215H138ZM233 216H235V215H233ZM97 217H98V215H97ZM209 217L211 218L212 216H208V218ZM236 217H238V216L236 215ZM247 217H249V216H247ZM24 218H29V219H27V220L25 219L26 220L25 221ZM230 219H232L231 214H230ZM235 219H237V218H235ZM248 219H250V218H248ZM203 221H204V219H203ZM203 221H202V223H203ZM246 221H247V219H246ZM226 222H228V219ZM248 222H249V220H248ZM229 223H227V224H229ZM233 223H235V222H233ZM247 223H246V228H245L246 235L240 237L239 236L240 234H239L238 237H236L237 240H241L244 238L243 239V241H244V240H246L245 238H247L249 235L248 244L247 245L245 244L244 253L242 254V255H244V256H242V258H243L242 261H244L245 258H248L249 255L251 254L250 250H249L250 249L249 246H252L253 243H254V245H256L258 240H260L261 237H264V226L259 227L258 229H253V227L251 228L249 225H247ZM124 224L126 226L127 222H125ZM238 224H242V222L240 220H238ZM243 224H245V223L243 222ZM41 226H43L45 228L40 230ZM81 226L83 227L82 229H85V231H80L79 228ZM238 226L240 227V225H238ZM156 230H154V232H156ZM237 234L235 233L233 235L237 236ZM151 235H150V238H151ZM37 236H41V239H40V237L38 238ZM152 240H153V238H152ZM229 241H232V239L231 240L229 239ZM34 243H36V246L38 244V246L36 247V250L32 251L30 248H32L31 246ZM95 245L97 247L93 250L92 248ZM133 245H134V247H132ZM220 245L222 246L223 244H220ZM67 246L70 248H68ZM33 247L35 249V245H33ZM161 247H162V245H161ZM218 253L220 255L222 254L220 252V250L218 251ZM148 255L149 254H145L144 259L142 258L143 260L139 263L140 264H153V260L150 259L148 257ZM155 255H156V253H155ZM35 256H37V257H35ZM142 256H143V254H142ZM138 258H139V256H138ZM262 259L263 260H262L261 264H264V258H262ZM216 260H218V258ZM33 263H35V262H33ZM222 263H223V261L222 262L217 261L216 263L214 262V264H222ZM132 264H134V263H132ZM211 264H212V262H211Z\"/></svg>","mask_w":264,"mask_h":264}]
</instances>
